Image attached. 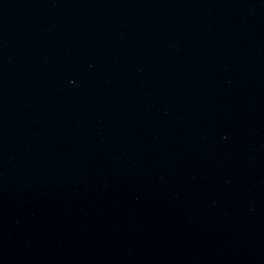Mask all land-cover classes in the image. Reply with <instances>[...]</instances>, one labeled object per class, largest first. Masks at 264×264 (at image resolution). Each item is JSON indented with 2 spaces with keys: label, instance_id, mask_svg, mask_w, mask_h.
<instances>
[{
  "label": "water",
  "instance_id": "95a60500",
  "mask_svg": "<svg viewBox=\"0 0 264 264\" xmlns=\"http://www.w3.org/2000/svg\"><path fill=\"white\" fill-rule=\"evenodd\" d=\"M0 264H264V0H0Z\"/></svg>",
  "mask_w": 264,
  "mask_h": 264
}]
</instances>
